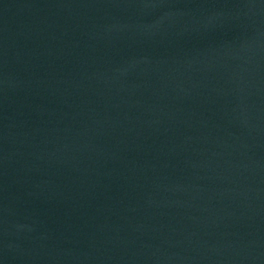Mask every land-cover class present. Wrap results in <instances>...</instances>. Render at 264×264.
Wrapping results in <instances>:
<instances>
[{"label": "water", "instance_id": "water-1", "mask_svg": "<svg viewBox=\"0 0 264 264\" xmlns=\"http://www.w3.org/2000/svg\"><path fill=\"white\" fill-rule=\"evenodd\" d=\"M0 264H264V0H0Z\"/></svg>", "mask_w": 264, "mask_h": 264}]
</instances>
